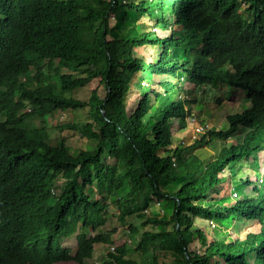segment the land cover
Wrapping results in <instances>:
<instances>
[{
    "label": "trees",
    "instance_id": "16d2710c",
    "mask_svg": "<svg viewBox=\"0 0 264 264\" xmlns=\"http://www.w3.org/2000/svg\"><path fill=\"white\" fill-rule=\"evenodd\" d=\"M123 9L128 14L118 16L115 28L111 18ZM137 17L171 33L153 36L143 22L119 34ZM154 43L160 49L153 60L134 54L136 46ZM48 72L60 78L63 94L55 92L54 83L34 84ZM152 74L166 78L152 88ZM183 75L194 88H239L247 105L226 115L228 127L182 143L172 126L186 125L189 112L188 100L180 96ZM97 77L105 95L94 89L89 100L81 99L79 91ZM132 88L144 91L129 112ZM70 107L87 108L83 133L95 141L93 148L73 153L65 139L52 142L48 128L23 126L27 119ZM238 133L236 143H223L217 151L199 145ZM263 150L264 0H0V264L84 263L108 237L81 231L77 246L68 247L61 243L68 224H104L107 196L120 192L123 215L136 202L139 216H145L153 195L172 205L166 219L147 216L155 229L144 231L133 248L109 251L105 264H143L131 252H152L151 264H158V251L171 253L178 264H248L255 256L262 263L264 171L245 181L243 169ZM237 169L242 177L240 189L233 186L240 194L234 199L221 192L226 181L234 184ZM245 183L252 185L246 197ZM235 215L263 226L230 240L215 232L209 236L199 225ZM195 228L202 252L187 236Z\"/></svg>",
    "mask_w": 264,
    "mask_h": 264
},
{
    "label": "rangeland",
    "instance_id": "374dc122",
    "mask_svg": "<svg viewBox=\"0 0 264 264\" xmlns=\"http://www.w3.org/2000/svg\"><path fill=\"white\" fill-rule=\"evenodd\" d=\"M128 14L126 9L123 11L118 10L116 15H113L111 18V24L113 27L117 28L118 25V16L126 17ZM147 23L152 27L153 36L157 35L158 37H164L167 34L171 33V29L164 30L156 27L153 22L147 17H137L132 19V23L127 25L126 28H121L118 30L119 34H125L132 28H139L141 23ZM201 25V24H200ZM182 29V28H181ZM173 30V29H172ZM158 45L156 43L151 45H143L136 46L134 48V54L136 56H141L145 60H153L158 52ZM160 49V47H159ZM160 51V50H159ZM165 76H157L154 74L150 77L151 87H158L157 81L158 79L163 80ZM172 79H175L171 77ZM146 84L148 85L149 81L145 78ZM179 81L183 85V89L181 90V97L188 100L186 101V108L188 109L186 125L178 121L173 123V131L177 133L178 138L182 143L192 144L195 139L202 137L205 133H207L212 128H222L228 127L229 122L226 119V115L228 113L239 111L244 109L247 105L245 100L244 92L239 88H232L229 84L227 85H213L208 84L205 87L199 86L198 88L192 83L186 75H183L179 78ZM54 83L56 85L55 92L58 94H63L64 91L61 87L60 78L58 76L52 75V72H48L46 78L43 81H35L34 84L42 85L45 83ZM205 88V89H204ZM97 89L99 95L103 97L106 93V88L104 83L100 82V77L94 78L90 81L88 86H86L83 90L79 91L77 94L81 99L89 100L92 94V91ZM204 89V90H203ZM144 90H138L132 88L128 98H127V109L128 111H132L135 109L137 105V101L140 97H142ZM67 95L72 96L74 93H66ZM196 97V99H194ZM20 100V99H19ZM21 104V101H19ZM28 107L25 108V110ZM88 111L87 108L79 107V108H67L65 110L57 109L51 115L47 117L35 116L31 119L25 120L23 126L27 129H34L32 127L43 128L46 127L49 129L51 134V141L56 143L61 139H65V142L70 147V151L73 153L79 152L81 149H91L95 145V141L89 139L84 135L83 129L85 125L88 123ZM204 124L205 128L200 131L202 125ZM240 133H238L234 137H229L225 141L219 139L207 138V140L202 141L199 145L204 146L209 150L217 151L223 143L228 146L236 143L240 138ZM255 164H246L243 169L244 180L246 181L247 176L255 177L256 171H260L261 173L264 171V150L255 154V156L251 157V161H254ZM107 160L110 163L116 162V159L107 155ZM226 175L229 173L227 169L225 171ZM59 184L63 186L66 183V180L62 176H58ZM242 174L237 169L235 173L234 184L228 180L224 184V188H222L221 194L229 195L230 197L236 199L238 196L234 193V188L239 190L240 183L239 179H241ZM234 186V188H233ZM244 197L251 191L252 185L245 183L243 185ZM233 188V192H232ZM57 191V190H56ZM220 191V188H219ZM127 190H124L126 193ZM219 193L218 198L221 195ZM123 193L120 192L119 196H122ZM153 195V192H152ZM119 196L116 197H108L107 199L110 202L108 207V213H105L106 221L104 224L99 226L92 227H82L78 225L76 228H72V224H68V232L65 236L61 238V243L65 246L75 248L77 246L78 240L81 231L86 232L88 235H96L99 233H103L108 237V240L105 242H99L95 245L93 256L86 259L84 263H78L74 260H65L58 261L54 264H105L109 262L108 252L115 251V247L120 245H126L127 247L133 248L136 246L141 238V235L146 230H154L156 227L155 222L146 223L145 219L147 216H158L162 219H166L169 216L170 211L168 207H171V203L167 202L166 199H159L154 196V199L151 202L146 204V207L143 209V213L145 216L141 217L138 214V207L136 202L134 207L132 208V212L128 215H123L119 205ZM95 197L97 199H102L103 194L98 192L95 189ZM54 199H51L53 203ZM66 224V222H65ZM203 229H207V233L209 236H212L214 232L217 237H224L226 239H234V238H242L245 237L249 232L259 231L263 226L257 220H248L243 217H239L235 215L231 220L227 222H219L210 220L207 223L200 224ZM133 228L136 231H133ZM189 239L192 241V246L195 244L194 239L197 237L196 228L194 232L187 235ZM197 245L199 252H202V248L200 244ZM131 257L141 261L143 264H151L154 253L149 252L145 255H140L137 252H131L129 254ZM155 257L158 259V264H178L174 262L173 255L171 253H163L158 251L155 253ZM225 264V263H223ZM248 264H258L257 257H253ZM259 264H264V261Z\"/></svg>",
    "mask_w": 264,
    "mask_h": 264
},
{
    "label": "built area",
    "instance_id": "2783aa9c",
    "mask_svg": "<svg viewBox=\"0 0 264 264\" xmlns=\"http://www.w3.org/2000/svg\"><path fill=\"white\" fill-rule=\"evenodd\" d=\"M203 129H204V127L202 126L201 129H200V131H202ZM234 193L236 194V192H234Z\"/></svg>",
    "mask_w": 264,
    "mask_h": 264
},
{
    "label": "clouds",
    "instance_id": "9594fccd",
    "mask_svg": "<svg viewBox=\"0 0 264 264\" xmlns=\"http://www.w3.org/2000/svg\"><path fill=\"white\" fill-rule=\"evenodd\" d=\"M52 193H54V191H52Z\"/></svg>",
    "mask_w": 264,
    "mask_h": 264
}]
</instances>
